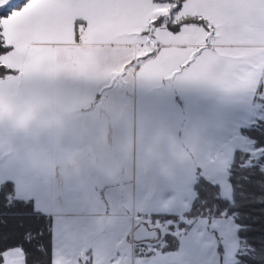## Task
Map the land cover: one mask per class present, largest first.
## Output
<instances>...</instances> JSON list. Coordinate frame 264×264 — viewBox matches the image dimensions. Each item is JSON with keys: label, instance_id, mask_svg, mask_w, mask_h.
<instances>
[{"label": "snow or ice", "instance_id": "obj_1", "mask_svg": "<svg viewBox=\"0 0 264 264\" xmlns=\"http://www.w3.org/2000/svg\"><path fill=\"white\" fill-rule=\"evenodd\" d=\"M69 81L191 85L264 105V0H0V100L13 109L0 114V172L27 182L41 163L65 171L68 155L80 161V173L98 163L93 130L82 122L87 108L61 139L17 122L22 106L39 105ZM149 144L170 161L177 181L203 171H191L200 152L190 141L162 143L161 135L142 133L146 160ZM11 228L0 223V243ZM196 243L153 264H190ZM90 261L103 264L88 252L58 255L52 264ZM0 264H30L29 250L8 243Z\"/></svg>", "mask_w": 264, "mask_h": 264}, {"label": "crops", "instance_id": "obj_2", "mask_svg": "<svg viewBox=\"0 0 264 264\" xmlns=\"http://www.w3.org/2000/svg\"><path fill=\"white\" fill-rule=\"evenodd\" d=\"M69 98L70 108L65 105ZM83 108L88 111L81 114L82 122L91 127L100 149L95 166L69 176L41 163L27 182L0 172V189L12 184L16 200L31 202L35 213L52 218L53 260L58 255L75 259L88 252L103 264H153L163 259L162 254L177 253L195 238L190 264H214L207 231V235L198 230L185 234L178 250L151 256H144L148 251L141 246L153 239L136 240L133 234L146 226L158 232L154 239L158 240L161 225L171 221L155 217L190 212L196 198L191 184L196 185L200 177L221 187L217 182L221 176L229 178L236 152L253 146L242 130L263 121V105L191 85L69 81L58 85L39 105L22 106L16 119L25 130L39 124L42 134L61 139ZM12 111L6 100H0V114ZM142 133L146 139L161 135L162 143L167 138L190 141L200 152L191 171L194 174L197 167L203 171L190 181H177L163 170L170 161L152 144L145 146L148 159L142 156Z\"/></svg>", "mask_w": 264, "mask_h": 264}, {"label": "trees", "instance_id": "obj_3", "mask_svg": "<svg viewBox=\"0 0 264 264\" xmlns=\"http://www.w3.org/2000/svg\"><path fill=\"white\" fill-rule=\"evenodd\" d=\"M242 134L253 141L256 149L264 147V122L243 129ZM252 154L238 151L234 156L228 178L232 190L230 199L222 196L219 185L200 177L190 212L183 216H156L155 219L170 220L177 226L169 227L164 248L143 255L178 250L182 237L191 229L183 219L192 220L195 227L202 219L232 218L239 227L240 244L247 251L237 254V264H264V153L258 159H253ZM9 221L12 228L4 234L3 241L7 243H0V248L8 243H20L29 250L30 264H52V218L35 213L31 202L16 200L12 184H5L0 189V223Z\"/></svg>", "mask_w": 264, "mask_h": 264}, {"label": "rangeland", "instance_id": "obj_4", "mask_svg": "<svg viewBox=\"0 0 264 264\" xmlns=\"http://www.w3.org/2000/svg\"><path fill=\"white\" fill-rule=\"evenodd\" d=\"M262 109L264 111V105ZM262 119L263 121L261 122H264V116H262ZM247 151L253 153V159H258L264 153V147L256 149L253 143V146H250L248 150H246V152ZM217 183L221 185L222 196H224L225 198H231L232 190L228 180V176H221L219 182ZM183 222H185V224L187 225L189 224L188 226H191V229L188 231V233H186L188 235H194L196 233V230L201 231L204 235L209 234L207 242L208 244L214 246L212 249V251L215 253L214 264H237V254L239 252H247L246 249H243L240 244V239L238 236L239 227L232 218L211 219L210 221L202 219L196 223L195 227H192L194 226L192 220L183 219ZM156 225L157 227H160L159 223H156ZM171 225L177 226L172 221L166 222V224L161 225L159 229L160 238L158 240L149 241L150 244L146 247L141 246L142 251H156L160 248H164L167 245V242L164 241V238L168 234L169 227ZM198 238V241L202 242L200 241V236ZM221 247H224L222 251L220 250Z\"/></svg>", "mask_w": 264, "mask_h": 264}, {"label": "clouds", "instance_id": "obj_5", "mask_svg": "<svg viewBox=\"0 0 264 264\" xmlns=\"http://www.w3.org/2000/svg\"><path fill=\"white\" fill-rule=\"evenodd\" d=\"M65 105L66 107H71L72 106V100L69 98L67 100H65ZM25 121L21 120L20 123L23 124ZM30 122V121H29ZM180 155V153L178 152V156ZM79 161L76 158H73L72 155H68L65 157V163H64V170L65 173L69 176H73V175H78L81 172V165L77 162ZM166 172H169L168 168L163 169Z\"/></svg>", "mask_w": 264, "mask_h": 264}, {"label": "water", "instance_id": "obj_6", "mask_svg": "<svg viewBox=\"0 0 264 264\" xmlns=\"http://www.w3.org/2000/svg\"><path fill=\"white\" fill-rule=\"evenodd\" d=\"M135 236L136 240H143V239H157L159 234L157 231H151L146 226L139 227L133 237Z\"/></svg>", "mask_w": 264, "mask_h": 264}]
</instances>
